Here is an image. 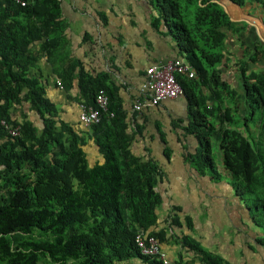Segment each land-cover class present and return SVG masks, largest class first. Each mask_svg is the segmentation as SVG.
I'll return each instance as SVG.
<instances>
[{
	"label": "trees",
	"instance_id": "1",
	"mask_svg": "<svg viewBox=\"0 0 264 264\" xmlns=\"http://www.w3.org/2000/svg\"><path fill=\"white\" fill-rule=\"evenodd\" d=\"M24 1L21 6L0 0V121L18 127V134L11 135L0 125V264H121L132 259L161 264L141 253L135 242L139 232L156 237L160 247L176 239L192 252L189 259L173 262L231 264L190 233H170L182 225L176 213L168 225L157 226L163 171L155 159L131 151L143 127L136 123L137 111L129 118L108 73L91 74L69 56L59 0ZM148 1L158 11L152 28L170 36L179 49L172 59L185 54L195 70L193 77L175 73L188 114L171 124L179 129L178 141H185V160L200 176L220 180V164L232 177L236 197L252 202L244 206L259 230L255 241L264 247V68H252L264 62V45L250 42L246 22L231 20L217 0ZM229 1L264 11V0ZM100 17L106 24V15ZM35 42H40L36 49ZM42 56L65 89L76 83L78 101L99 110L100 120L86 132L60 119L42 82L28 76ZM228 69L237 74L239 87L226 76ZM100 90L108 98L107 111L95 102ZM30 113L41 120V128ZM159 134L166 143L163 131ZM88 140L98 146L101 162L89 164L83 148ZM163 153L168 159L171 148ZM184 224L191 230L192 217L185 216Z\"/></svg>",
	"mask_w": 264,
	"mask_h": 264
},
{
	"label": "crops",
	"instance_id": "2",
	"mask_svg": "<svg viewBox=\"0 0 264 264\" xmlns=\"http://www.w3.org/2000/svg\"><path fill=\"white\" fill-rule=\"evenodd\" d=\"M59 2L61 18L66 25L64 34L68 40L69 56L81 60L84 68L91 74L108 73L110 81L119 86V96L123 108L128 112L130 118L132 113L136 112L133 109V104L136 98L140 97L146 67L172 59L179 50L170 36H163L152 28L151 18L153 15L156 16L158 11L151 6L148 0H59ZM219 2L225 8L227 6V13L234 21L246 22V34L250 42L259 41L264 45V11L260 7L254 8L253 4L240 7L229 0H223V2L219 0ZM230 11H232V15ZM236 12L239 15H236ZM100 13L106 15V24L102 22ZM256 16L262 19V32L258 30L252 19ZM231 42L228 41V46L233 49L235 45L232 46ZM39 44L40 42H35L32 47L36 49ZM252 68L263 69L264 62L253 64ZM224 72L226 76L231 77L230 80L236 87L237 85L239 87L237 74H232L229 69ZM28 74L29 77L38 78L42 82L46 97L56 105L60 119L78 132L87 131L89 126L82 124L78 118L81 103L78 101L79 89L76 83L70 90L60 87L57 82L61 80L52 72L51 65L45 56L39 58ZM223 105L232 104L225 101ZM243 107L240 103L239 110ZM25 109L26 106H24V111L27 112ZM246 110L244 107L243 113H246ZM13 112H15V116L21 118V111L18 108L15 107ZM187 112V101L183 95L164 101L155 107L143 108L136 112L138 113L136 123L143 127L141 132L135 135L130 147L131 151L145 159L148 157L155 159L163 171V179L157 185V190L162 196V203L157 209V226L168 225L176 213L182 225L170 228V233L179 235L183 231L194 236L193 228L200 223L198 221L200 217L202 218V214H196L197 210L217 209L221 214L215 213L214 218H216L215 224L221 230L219 232H224V228L227 226L231 227L227 230L230 232L231 239L228 241L231 242V246L227 248L229 253H224L229 256L232 262H229L228 259L227 261L231 264H239L237 259L241 257L242 264H244V257L241 255L245 254L244 250H248L247 245H250L244 233L249 231L248 224L251 223V220L247 208L239 199L236 196L233 198L232 195L229 196V186H233L232 177L222 171L220 164L217 165L221 174L220 180H212L208 176L198 175L185 160L184 149H182V143L185 142H179L177 137L169 142L166 137L167 133L164 131L162 121L168 120L171 124L173 120L185 118ZM30 115L29 118L34 125L41 128V120L31 113ZM150 122H153L157 134H149L148 138L146 128ZM156 123H159V129H157ZM130 128L135 129L133 123L130 124ZM169 129L172 134L179 130L172 124ZM158 130L163 131L166 143L162 142ZM153 142L159 147L153 148ZM166 146L171 148L168 159L163 153ZM83 148L90 165L102 161L98 146L92 140H88ZM158 149L160 152L157 154ZM193 181L195 182L193 183ZM188 209H191L194 214H190ZM210 214L211 212L207 213L203 219L209 220ZM185 216H191L193 219L191 230H187L185 227ZM253 229L257 235L258 228L254 226ZM225 234L226 232H224ZM220 238V241L223 242V235ZM161 250L172 260L180 259L181 256L184 258L183 260H187L192 254V252L187 253V248L182 247L176 239L161 243ZM121 264L144 263L138 259H132Z\"/></svg>",
	"mask_w": 264,
	"mask_h": 264
},
{
	"label": "built area",
	"instance_id": "3",
	"mask_svg": "<svg viewBox=\"0 0 264 264\" xmlns=\"http://www.w3.org/2000/svg\"><path fill=\"white\" fill-rule=\"evenodd\" d=\"M13 1L21 6H25L26 4L24 0ZM176 72L187 73L189 77L195 75V70L184 56L179 59H169L162 63L147 66L144 82L141 86L140 97L142 98H136L133 109L135 111H141L143 108L155 107L164 101L181 97L183 90L176 80ZM57 84L63 87L60 81ZM95 102L101 110H108V98L103 90L97 93ZM79 108L78 118L85 126H90L100 120V112L98 109L84 103H81ZM0 125L5 127L11 135L18 134V127H10L4 120L0 121ZM135 242L142 254L157 257L161 261V264H190L188 262H173L163 253L158 240L152 235L148 236L144 232H139L135 237Z\"/></svg>",
	"mask_w": 264,
	"mask_h": 264
},
{
	"label": "rangeland",
	"instance_id": "4",
	"mask_svg": "<svg viewBox=\"0 0 264 264\" xmlns=\"http://www.w3.org/2000/svg\"><path fill=\"white\" fill-rule=\"evenodd\" d=\"M223 2V0H221ZM227 8V6H226ZM228 11H229V8H228ZM232 11H230V14L232 15L231 13ZM236 15H239V13H235ZM253 21H255V25L258 27V30L260 32L263 31V27H262V19L260 17H252ZM184 57H186V55L184 54L183 55ZM235 115V114H234ZM258 116V113L257 111L254 112V117L257 118ZM149 125V126H148ZM162 126L164 128V131L167 133L166 134V137L168 139L169 142L173 141L175 139V137H177L179 135V130L176 132H174V134L171 133L169 127H171V124L170 122L167 120V121H162ZM146 130L148 131V138H149V134H157V132H155V127H154V124L153 122H150L147 124V128ZM253 136H256V134H253ZM179 137H181V135H179ZM182 138V137H181ZM190 142L189 145H193V139L189 138ZM183 142H185L183 140ZM152 147H159L158 145H156L154 142L152 143ZM178 147V145H177ZM160 149V148H159ZM157 150V154L160 152V150ZM176 149H179V148H176ZM215 155H217V152H215ZM193 176V175H192ZM194 177V176H193ZM195 181H193L194 183ZM218 185V184H216ZM230 189H229V196L232 195V198L233 196H236L235 195V192H234V188L232 185L229 186ZM221 193L223 192L222 190L220 191ZM228 199H230L229 197H227ZM240 201V200H239ZM243 205H245V203L247 202L246 199H241L240 201ZM247 203H249V205H252V202L251 201H248ZM192 204V203H191ZM194 206V205H193ZM195 207V206H194ZM214 208V207H212ZM216 208V207H215ZM176 210V209H174ZM189 210V213L190 214H194L193 211H191V209H188ZM210 219L207 220V219H203L205 217V215H207V213H210ZM217 213V214H221V212H219L217 209L215 210H207L206 208L204 210H197V215H201L202 214V218L200 217V219L198 220L200 223H198L197 225H195L196 227L193 228V233H194V236L196 238H198L201 242H202V246H205V248H207V250L213 252V253H216V254H219L221 256H223L226 260L228 259L229 262H232L230 261L229 259V256L226 255L224 252H226L227 254L229 253V251L227 250V248L229 246H231V242H229L228 240L231 239V236H230V232L227 231L228 228L230 227H226L224 228V232H226V234L224 235V232H219L221 231L220 228L215 224V219L214 218V214ZM222 221V220H221ZM195 222V221H194ZM210 222V224H209ZM223 222V221H222ZM249 225V231H246L244 233V235L247 236V239L249 240L248 243L250 245H247L249 248L248 250H244V253H242L241 256L244 257V264H264V248L262 249L260 247L259 244H257V242L255 241V231H253V227L254 225L251 223L248 224ZM231 229V227L229 228ZM223 235V239L224 241H220V236ZM218 248H215L217 247ZM215 248V249H214ZM239 256V255H238ZM236 256V257H238ZM238 263L239 264H242V259L241 257H238ZM41 264V263H40Z\"/></svg>",
	"mask_w": 264,
	"mask_h": 264
},
{
	"label": "water",
	"instance_id": "5",
	"mask_svg": "<svg viewBox=\"0 0 264 264\" xmlns=\"http://www.w3.org/2000/svg\"><path fill=\"white\" fill-rule=\"evenodd\" d=\"M217 1L219 2V0H217ZM219 3L223 6L224 10L227 12L225 6L221 2H219ZM231 20H233V19L231 18Z\"/></svg>",
	"mask_w": 264,
	"mask_h": 264
}]
</instances>
